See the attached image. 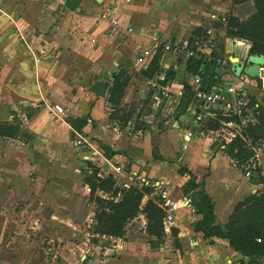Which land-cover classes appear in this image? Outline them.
Here are the masks:
<instances>
[{"label": "crops", "instance_id": "obj_1", "mask_svg": "<svg viewBox=\"0 0 264 264\" xmlns=\"http://www.w3.org/2000/svg\"><path fill=\"white\" fill-rule=\"evenodd\" d=\"M229 6L231 0H226L223 4L218 3L217 0H0V123H13L15 120L16 124L20 123L18 137L15 140L0 139V211L8 209L11 197L13 198L15 193L23 192V189L19 191L10 187L9 176L13 178L17 171L13 170L14 165L18 167L27 163L31 167L36 163V159L38 163L42 160L49 161L53 147L66 141L65 137L58 135L57 132L63 131L64 135L70 136L73 132L71 121L84 119L86 125L75 135V138H81L83 133H88L87 145L75 146V149L83 150L79 159L86 165L95 166L98 175L107 174L108 176L102 180L107 178L112 180L114 189L119 192L118 198L121 192L130 187L140 189L142 186L145 187V184L147 188L150 187L148 186L150 181L162 185L161 181L167 179L162 173L163 169L172 168L173 177L167 183L170 187L163 188L164 190H159V187L158 191H161V194L155 193L156 199L150 197L153 192L150 196H144L141 207L148 200L157 204L165 197L168 203H173L180 209L176 215V226L171 228L169 234L164 232L162 245H155L154 240L148 238L145 227L140 236L125 229V235L121 239L102 238L106 239L108 248L96 247V251H100L102 255L101 259L94 254L90 255L92 259L88 260L86 257L80 259L82 256L79 255V261L77 259L67 261L68 264H247L249 260L234 252L227 241L218 237L205 239L204 231L196 230L195 227L201 216L195 213L196 210L190 199L192 194L202 192L208 197L213 206L212 227L223 230L234 207L242 200L243 193L246 195L248 191L242 190L244 185H249L246 178H243L239 186L232 178V174H240L229 167L228 157L224 154L225 146L222 143V150L217 152L213 151L216 147L213 145L219 142L216 139L212 140L210 135L202 139H195V135L187 138L188 132L194 133L198 126L204 127L209 119L195 121L185 110V118L187 116L188 120L183 116L178 120L175 119L176 115L169 116L172 125L169 129L163 130L150 128L146 115H140L145 125L136 131L137 136L144 134L146 140L158 150L159 157L155 160L150 159L148 163H142L143 166L134 164L128 169L119 163L118 166L124 167L121 175L115 172L117 166L107 167L108 170L95 163L96 159H99L102 165H107L117 161L116 159L120 161L129 158L120 155L117 146L95 142V139H102L100 128L107 124H113L117 128L114 133L120 130L119 123L109 118L112 110L106 103L112 77L121 71L120 58L125 57L131 63H136L137 50L141 48L143 52L145 49H150L153 38H157L164 45L174 46L168 52H164L163 47L161 48L160 68L172 70L176 74L175 80L166 85L158 83L157 78L151 81L145 80L140 75L143 69L137 66V77L129 79L122 103L118 107L119 110L127 111L125 106L131 99L126 100L125 96L133 99L138 92L141 103L149 111V117H166L165 111L155 112L151 109V98L155 90L151 87L172 85L175 90L183 87L182 84L186 82L193 91L200 85L194 77L186 73L188 60L175 53V45L180 47L179 45L184 42L190 43L195 39L193 32L198 29L203 36L211 26L206 28L208 21L210 22L209 18L223 13V10ZM110 11L118 21V27L114 30L100 17ZM205 19L207 21L203 22ZM212 28V35L208 38L210 44L207 45L206 42V47H202L203 51L208 53L215 50L221 56L219 60H230L231 57L244 59L249 56V43L227 38L225 28L220 25ZM126 35L129 37L127 41L123 38L127 37ZM218 42L223 47L222 50L216 48ZM236 46L244 48L243 52L237 51L234 48ZM209 47L211 49H208ZM224 72L226 74L223 75L222 80L229 83L233 77L231 64ZM15 78L19 80L18 84ZM100 81L106 83V100H103L105 97L99 98L90 92L91 86ZM11 83L15 86L12 89ZM53 106L65 107L67 116H64L69 118L59 117ZM190 106L194 107L196 114L201 117L205 114H214L210 111L205 112L206 108L200 107L197 101L188 107ZM27 109H29L27 113L31 114L29 118L26 112L22 113ZM19 118L21 121L18 120ZM135 123L133 119L125 128L134 132ZM93 124H97V128L89 132ZM155 129L161 133L158 137L154 134ZM135 140L137 139L132 142L136 143ZM206 141H209L208 145ZM189 145L200 152L207 151L210 159L215 158L216 154H221L228 164V173L233 182L224 184L221 181V186L210 188V171L200 172L186 164V158H192L191 155L185 154ZM106 150L108 156L103 157V152ZM173 151L177 154L181 153L178 163L182 167L177 163L169 165L165 162L166 157ZM91 153L97 156L93 158L90 156ZM129 155L138 157L131 151ZM159 168H162V171H159ZM180 168L188 170L195 178L197 188L187 194H184L183 188L191 178L187 174H180ZM86 174L90 175V171L87 170ZM18 175L17 178L23 176L20 172ZM126 178L128 180H125ZM174 179L175 181L179 179L181 184L171 195ZM217 182H220L219 178ZM124 183L133 186L123 189L121 184ZM140 185L142 186L138 188L137 186ZM21 196L22 193L17 199V205L22 200ZM179 196L180 199L177 200ZM191 217L194 218L193 224L190 222ZM140 218L146 225L143 215H140ZM2 222L3 220L0 219V230L3 228ZM172 229L177 231L176 239L172 237ZM102 249L106 252L101 253ZM108 253L110 257L106 258L104 255ZM261 263L264 264V260H261Z\"/></svg>", "mask_w": 264, "mask_h": 264}, {"label": "rangeland", "instance_id": "obj_2", "mask_svg": "<svg viewBox=\"0 0 264 264\" xmlns=\"http://www.w3.org/2000/svg\"><path fill=\"white\" fill-rule=\"evenodd\" d=\"M217 2L223 4L226 3V0H217ZM231 6L225 8L223 13H219V15H217L218 17L214 15H212V17H215L217 21V18H226V16L231 15L244 21L253 12L250 4L240 7ZM212 17L209 18L210 22L208 21V24L205 23L207 24L206 28L209 25H218L215 20H212ZM207 19L203 20V22L207 21ZM126 36L127 37H123L125 38V41L129 40L128 35ZM234 48L239 52H243L244 50V48L239 46ZM137 51H135L137 52V58H141V48ZM119 61L121 71H123L130 80L137 77L136 67L138 66V62L131 63L125 57H121ZM253 81H251L252 89H250L249 92L250 97L248 99L246 124H256V115L264 114V88L262 82L261 87H259L258 80L256 79ZM15 82L18 84L19 80L15 78ZM14 87L13 83H11L10 88L12 89ZM135 94L136 95L133 99L129 96H125L126 100L131 99L130 103L125 106V110H133L134 116L138 114L146 115L147 122L150 123L148 124L150 128L164 130L171 127V118H169V116L149 117V111L141 103L142 100L140 96H138V92ZM106 98L107 96L103 100H106ZM60 107L64 110V114L58 116H67L65 115L66 108L62 106ZM210 110L211 107L206 108L205 112H209ZM181 116H183L184 119H189L187 116L185 118L184 113ZM65 118L63 119L65 120ZM18 120L21 121L20 118ZM82 121H84V119ZM137 121L139 127L143 128L145 125L143 119L140 118V120L138 119ZM220 124L224 130L229 132L232 131L239 134L241 131L240 126H236L234 123L220 122ZM73 125L74 126H71L74 133L72 132L70 136H66V134L64 135L63 131L57 132L58 135L64 136L66 141L61 145H55L53 149L51 146L52 150L49 155V161L42 160L41 163H38L36 159V163H33L31 167H29L27 163L19 165L18 167L17 165H14L13 170L17 171H15L16 175H14L13 178L9 176L10 187L12 186L19 191L23 189V192L20 191L22 193V200L19 205H17L16 202L21 193H15V196L13 198L11 197L8 209L0 211V219L3 220V228L0 230V264H68L67 261L76 259L79 261V255L82 256L80 259H84L85 257L88 260L92 259L90 255L93 254L101 259L102 255H100V251H96V247L108 248L106 239L98 238L92 233V226L94 224L93 217L97 207L90 199L89 190H86V185L84 184V178L86 175L89 176L86 174L87 170H89L91 174V169L86 167L93 165L82 163L79 158L80 153L83 150L75 149V142L81 141V147L87 145L86 138L88 133H83L81 138H75L76 133H80V131L77 130V124ZM102 126H104V124ZM125 127L126 125L123 127L119 125L118 128L120 130L117 133H114V130L117 128L113 124H107L102 129L100 128V136H102V139H95V142L101 145L111 144L117 146L120 155L129 157L127 159L128 161L122 159H119L120 161H118V159H116L117 161H112L111 164L107 163V165H102L100 160L96 159L95 163L99 164L101 168H111L118 166L117 164L120 163L125 169H128L132 168L134 164L143 166L142 163H148L150 159L155 160L159 157L158 150L146 140L144 134L137 136V127H135L134 132L132 130H127ZM96 128L97 124H93L92 129H89V132H92V130ZM193 132L196 133H193L195 139L209 137L208 134L201 131V127L199 128V126L195 128V131ZM154 134L158 137L161 133L157 132L155 129ZM210 138L212 140L215 139L212 136H210ZM134 139H137L135 140L136 143L132 142ZM209 141H206L207 145L209 144ZM179 144L182 145L180 142ZM207 145L204 146L206 149ZM217 145L218 146H216L213 151L220 152L222 150L221 142ZM251 147L254 148L255 154L258 155V160L251 163L249 160L242 165H238L228 158L229 167L240 174L231 175L232 178L238 182V186L242 184L243 178L248 179L249 185H244V189H242L248 191H246V195L243 193L242 200L246 196L256 192L262 193L264 190V140L251 141ZM129 151L135 152L138 157L130 156ZM103 154V157H107V150L103 152ZM185 154L192 156V158H186V164L188 166L190 165L193 169H197L200 172L210 171V188L218 185L221 186V181L224 184H231L233 182L228 173V164L221 154H216L215 158L210 159L211 157L207 151L202 150V152H200L192 146L185 151ZM180 155L181 153L177 154L173 151L170 156L166 157L165 162L169 165L177 163L178 166L182 167V165H179L178 163ZM90 156L94 158L97 155H92L91 153ZM22 170H25L26 172ZM158 170L162 171V168H159ZM19 172L23 174V176L17 178ZM162 173L167 177L166 180L161 181L163 182L162 185H156L153 181H150V184L148 185L150 186L148 188L152 190L153 195L155 193L158 195L161 194V191H158L159 187V190L170 187L167 183L170 181L169 179H172L173 177L172 168H164ZM218 178L220 179V182H217ZM125 180H128V178ZM190 182L191 180L185 185L183 190L189 192L192 191V186L188 185ZM179 184H181V181H179V179L175 181L174 179L171 186V195H173L174 191L178 189ZM137 187L140 188L139 186ZM96 196L107 198V196H104L101 193H96ZM156 198L157 197H155V199ZM178 199H180V196L177 197V200ZM190 199L196 210V215L198 214L201 216L200 222L195 225L196 229L198 227L207 226L208 223L206 222V218H204V213H206L208 204H211L210 200L202 192L192 194ZM144 227L145 224L140 218V215H138L134 221H130L126 224L125 229L130 233H135V235L140 236L144 232ZM105 252L106 251L102 249L101 253ZM86 254H88L89 257ZM104 256L106 258L110 257L109 253Z\"/></svg>", "mask_w": 264, "mask_h": 264}, {"label": "trees", "instance_id": "obj_3", "mask_svg": "<svg viewBox=\"0 0 264 264\" xmlns=\"http://www.w3.org/2000/svg\"><path fill=\"white\" fill-rule=\"evenodd\" d=\"M246 4L251 5L252 14L244 21L231 15L226 16L225 36L233 40L246 41L250 45L249 55L264 57V0H231V5L234 7ZM200 32V29L193 32L195 39L202 37ZM193 40L190 41V45H192ZM216 48L222 50L223 47L219 43ZM161 51L159 49L156 52L140 75L143 79L151 81L163 74V81L157 82L161 85H166L175 80L176 74L172 70L160 68ZM210 59V61H205L202 56L200 58H189L185 67L188 75L192 77L197 76L200 79L201 90L206 92L218 88L224 82L222 80L223 74L220 73L221 70L216 65V61L221 59V56L215 50H212ZM260 77L262 78V72L260 73ZM112 79L111 85L108 86V98L106 101L107 107L112 110L109 118L117 121L122 127L135 119L136 129H142L139 127L137 121L140 118L139 114L134 116L133 110L122 111L118 109L129 83V78L123 71H120ZM258 83L259 87H261L260 80H258ZM182 85L184 95L179 102L175 114V119L177 120L185 113L187 107L196 101L195 94L189 85L186 82ZM28 111L29 109L22 111V113H27ZM210 113H214L216 116L214 119L207 120L201 131L205 134L209 131H217L221 127L220 122H231L236 126H240V133L230 144L224 147V154L238 165L247 162L252 156L248 150V142L264 140V114L256 115V124L243 126L236 117H221L212 110H210ZM27 114L26 116L29 118L31 114ZM12 115H14V112ZM15 121L13 123H0V139L15 140L18 137L20 124H16ZM73 124H77L78 131H80L82 126L86 125L85 121L82 120L71 121L70 125L74 126ZM89 168L91 169V174L84 178V184L89 190L90 199L97 207L93 217V235L98 238L121 239L125 235L126 224L138 215H143L146 222V235L149 239L154 240L155 245H160L165 237L163 230L164 212L151 200H148L141 207L143 197L150 196L152 190L143 186L140 189L130 187L121 192L118 198L119 192L114 189L112 180L110 178L105 180L98 178V170L90 165ZM179 173L189 175L191 182L188 185L192 186V191L197 188L194 182L195 178L188 170L180 168ZM96 193H101L107 196V198L98 197ZM187 193L189 191L184 190V194ZM204 218H206V222L208 223L207 226L198 227L196 230H203L205 239H209L210 237L223 239L228 242L234 252L249 260L247 264H262L261 260H264V190L262 193L256 192L246 196L239 202L234 207L228 223L224 226L223 230L219 227H212L214 216L211 204H208ZM171 234L176 239L177 231L172 229Z\"/></svg>", "mask_w": 264, "mask_h": 264}, {"label": "built area", "instance_id": "obj_4", "mask_svg": "<svg viewBox=\"0 0 264 264\" xmlns=\"http://www.w3.org/2000/svg\"><path fill=\"white\" fill-rule=\"evenodd\" d=\"M103 20H105L113 30L118 27V21L113 17L112 12H108L107 14H103L100 16ZM212 20H215V17H212ZM217 24L225 28L226 25V18H217ZM131 30H129V33ZM213 32L212 26L208 27V29L205 31V34L200 37L193 40L192 45H190L188 42H184L180 47L175 45V53H178L182 56H184L187 60L189 58H200L201 56L205 61H210V54L211 52L206 53L203 51L202 47H206L205 43L207 42L209 45L210 42H208V38L211 37ZM207 39V40H206ZM205 45V46H204ZM163 47L164 52L171 51V47L169 44L164 45L162 42H160L157 38L153 39V45L150 48V50H145L142 52V57L138 58V67L145 69L156 52ZM208 47V46H207ZM208 49H211L210 47ZM216 65L221 70L220 73L223 75L226 74L224 71L227 70V68L230 66L229 60H218L216 61ZM163 75L157 78V81H163ZM195 81L200 84L193 89V92L195 93L196 101L198 104H201L200 107L203 108H209L218 113L221 117L229 118V117H236L241 125H246L247 123V107H248V99L250 97V89H252V83L251 79H249L247 76L241 74V76L235 78L234 76L229 81L230 85L226 87L224 90V86L226 83L224 82L219 85L218 88H214L211 91H202L201 90V81L200 79L195 76ZM262 82V86L264 88L263 81L264 79H257ZM254 82V81H253ZM150 83L148 82V85ZM151 88H154V93L152 95V110L155 112H163L165 111L166 116H172L176 114V107L179 105V102L181 98L184 95V89L183 87H178V89L173 90L172 85L171 86H157L153 85ZM53 110L58 114H64V110L59 106H54ZM186 113L191 115L192 118L195 119V121H201L202 119H211L216 116V114H205L203 117L199 116L195 112L194 107H188L186 109ZM161 114V113H160ZM250 123V122H249ZM224 127V125H223ZM202 128V127H201ZM208 135L214 137L216 140L221 142L224 146L230 144L238 135V133L229 132L227 130H224L223 128L217 130V131H209L207 133ZM187 138L194 137V134L192 132H188L186 134ZM76 146L81 145V141L75 143ZM248 150L252 154V156L248 159V161L251 163L255 160H258V155L255 154V150L253 147H251V142H248ZM115 172L118 175L123 174L124 170L122 167L117 166L115 168ZM105 176H108L107 174H99L98 178L103 179ZM145 184V182H143ZM133 186L132 184L124 183L121 184V188L127 189L128 187ZM136 186V185H135ZM140 185L139 187H141ZM147 186V184H145ZM153 195V194H152ZM151 195V196H152ZM156 194L152 196V198H155ZM187 204V203H186ZM157 205L163 210L164 212V219H163V228L164 232L169 234L172 227L176 226V215L178 214V210L180 209L177 205L173 203H168V200L163 197L162 201H159ZM191 224L194 222V218L191 217L190 220Z\"/></svg>", "mask_w": 264, "mask_h": 264}, {"label": "water", "instance_id": "obj_5", "mask_svg": "<svg viewBox=\"0 0 264 264\" xmlns=\"http://www.w3.org/2000/svg\"><path fill=\"white\" fill-rule=\"evenodd\" d=\"M231 64V72L235 78L241 74L247 76L251 80L264 79V57L249 55L246 58L231 57L229 60ZM262 72V78L260 73ZM230 83H226L224 90ZM106 83L103 81L95 83L90 88V92L99 98L105 97ZM217 146L215 142L213 147Z\"/></svg>", "mask_w": 264, "mask_h": 264}]
</instances>
